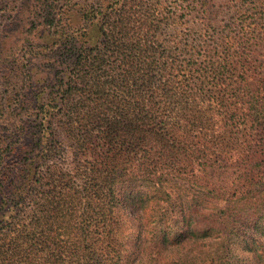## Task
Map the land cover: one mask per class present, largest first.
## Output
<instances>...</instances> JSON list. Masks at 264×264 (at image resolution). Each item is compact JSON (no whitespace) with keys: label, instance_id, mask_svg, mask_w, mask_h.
Wrapping results in <instances>:
<instances>
[{"label":"trees","instance_id":"16d2710c","mask_svg":"<svg viewBox=\"0 0 264 264\" xmlns=\"http://www.w3.org/2000/svg\"><path fill=\"white\" fill-rule=\"evenodd\" d=\"M96 3L0 47V264H264V0Z\"/></svg>","mask_w":264,"mask_h":264},{"label":"rangeland","instance_id":"374dc122","mask_svg":"<svg viewBox=\"0 0 264 264\" xmlns=\"http://www.w3.org/2000/svg\"><path fill=\"white\" fill-rule=\"evenodd\" d=\"M98 0H0V47L8 59L21 60L25 55L30 59L36 44L50 45L56 38L50 33L56 27L61 30L63 25L71 27V31L87 29L88 34L92 32V23L95 19H85L83 13H90V10L98 7H105L107 3H99ZM102 1V0H101ZM174 0H168L173 3ZM192 1V0H190ZM90 11V12H88ZM62 16L60 22L49 23L46 20V13ZM62 14V15H60ZM90 18V19H89ZM54 28V29H53ZM213 33V31H210ZM87 35L86 38H90ZM31 53V55H30ZM264 50L260 60L264 63ZM39 71L51 73L49 68L39 66ZM188 249L182 253L179 249L162 250L156 253L155 258L162 264H179L188 254ZM134 250L130 251L131 256ZM134 254L131 260L134 259ZM141 256V254H140ZM137 258V257H136ZM137 260V259H136ZM148 263V261L146 260Z\"/></svg>","mask_w":264,"mask_h":264}]
</instances>
